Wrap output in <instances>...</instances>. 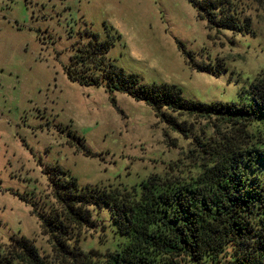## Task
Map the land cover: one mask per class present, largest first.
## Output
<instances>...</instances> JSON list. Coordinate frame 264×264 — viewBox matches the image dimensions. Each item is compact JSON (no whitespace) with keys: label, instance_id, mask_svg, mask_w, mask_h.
Wrapping results in <instances>:
<instances>
[{"label":"rangeland","instance_id":"1","mask_svg":"<svg viewBox=\"0 0 264 264\" xmlns=\"http://www.w3.org/2000/svg\"><path fill=\"white\" fill-rule=\"evenodd\" d=\"M246 13L254 34L221 30L213 38L188 0H0V242L29 238L57 264L32 212L54 200L52 166L79 186L138 187L169 163L175 174L195 167L193 139L216 130L211 120L187 113L178 117L189 130H171L144 100L109 90L103 71L99 84L69 79L65 66L79 44L94 32L108 41L106 56L143 82L174 84L201 102L239 103L264 70V5ZM217 59L219 72L192 63L216 70ZM90 212L96 222L81 232V248L116 247L122 237L108 207L91 205Z\"/></svg>","mask_w":264,"mask_h":264},{"label":"trees","instance_id":"2","mask_svg":"<svg viewBox=\"0 0 264 264\" xmlns=\"http://www.w3.org/2000/svg\"><path fill=\"white\" fill-rule=\"evenodd\" d=\"M216 38L221 30L254 34L246 10L264 0H188ZM209 33V35H211ZM65 66L69 79L99 84L144 100L157 119L185 133L183 113L211 120V135H196L199 160L192 169L152 173L138 185L79 186L58 166L48 174L53 201L33 205L48 235L57 264H264V70L250 82L239 103L201 102L186 98L174 84L146 83L106 56L109 43L91 33ZM205 72L217 68L192 61ZM172 144L174 140L169 138ZM107 206L114 232L122 239L99 251L80 246L83 229L94 226L90 206ZM0 264H51L26 237L0 242Z\"/></svg>","mask_w":264,"mask_h":264}]
</instances>
